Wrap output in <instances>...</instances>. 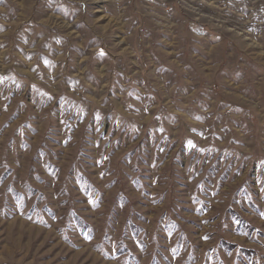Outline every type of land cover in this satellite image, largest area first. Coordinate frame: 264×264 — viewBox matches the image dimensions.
<instances>
[{
  "label": "rangeland",
  "instance_id": "374dc122",
  "mask_svg": "<svg viewBox=\"0 0 264 264\" xmlns=\"http://www.w3.org/2000/svg\"><path fill=\"white\" fill-rule=\"evenodd\" d=\"M0 264H264V0H0Z\"/></svg>",
  "mask_w": 264,
  "mask_h": 264
}]
</instances>
